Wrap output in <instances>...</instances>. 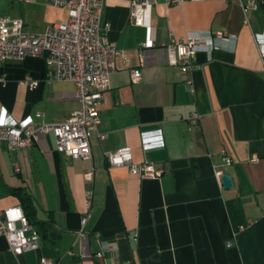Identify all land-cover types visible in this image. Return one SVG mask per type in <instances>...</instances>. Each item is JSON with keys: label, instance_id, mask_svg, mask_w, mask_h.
<instances>
[{"label": "crops", "instance_id": "obj_1", "mask_svg": "<svg viewBox=\"0 0 264 264\" xmlns=\"http://www.w3.org/2000/svg\"><path fill=\"white\" fill-rule=\"evenodd\" d=\"M130 1H104L106 36L121 53L103 94L101 122L90 137L91 158L57 152L51 134L30 148L0 144V209L22 207L21 197L30 196L41 237L37 250L14 255L0 236V264H40L41 257L99 264L77 256L76 231L89 186L84 175L90 170L86 244L95 251L98 241L115 242L117 251L105 256L108 264H264V59L254 39L264 33L262 8H244L245 0H157L148 31L131 23ZM0 7L3 15L21 18L29 32L66 17L65 9L43 0H0ZM188 33L226 38L211 54L196 53L193 94L163 47L170 36ZM148 38L152 46L141 49L140 65L139 45ZM134 68L141 72L137 82L130 76ZM45 70L38 57L4 62L0 111L14 121L28 115L36 122L67 119L78 105L74 85L47 83ZM26 76L38 81L36 88L20 83ZM36 111L44 113L42 119ZM143 134L151 147L143 146ZM125 146L133 162H152L163 169L161 176L140 179L126 166L110 167L107 153ZM221 149L232 158L223 168L229 188L213 176ZM70 248L74 255L67 253Z\"/></svg>", "mask_w": 264, "mask_h": 264}, {"label": "built area", "instance_id": "obj_2", "mask_svg": "<svg viewBox=\"0 0 264 264\" xmlns=\"http://www.w3.org/2000/svg\"><path fill=\"white\" fill-rule=\"evenodd\" d=\"M43 1L54 7L65 9L66 17L37 32L25 30L21 18L3 15L0 11V66L7 61H23L28 57L41 58L46 65V82H71L74 85L78 105L67 119L60 122H44L43 120L36 122L29 115L14 121L7 116L6 110L2 109L0 111V144H4L9 150L30 148L39 141L41 135L51 134L54 137L57 152L71 159H90V137L101 122L100 106L103 94L110 89V75L116 68L115 58L121 50L106 36L109 24L102 23L105 0ZM156 1L131 0L129 16L131 23L151 31L147 17ZM165 1L168 4H181L184 0ZM242 5L251 10L262 8L264 18V0H245ZM244 23H248L246 18ZM224 39L226 38L220 33H207L205 36L188 33L179 39L170 36L168 42L163 45L168 63L177 66L189 94L195 92L192 72L196 67V53L205 50L211 54L221 47V41ZM254 39L264 59V33H255ZM139 46V64L143 65L144 57L141 49L152 46V39L148 38ZM130 76L134 82L139 81L140 69H131ZM20 83L30 89L38 85L36 79L28 76L21 79ZM6 84L5 76L0 74V87H5ZM34 116L42 119L44 113L36 111ZM197 118L196 113L191 115L192 122H195ZM105 136L100 135V138L104 139ZM142 143L145 148L151 147L144 134ZM158 145L161 146L162 141H159ZM253 159L255 160V157ZM220 160V164L213 165L212 170L213 176L221 186L223 168L232 163V158L225 149H221ZM107 162L110 167H128L129 172L140 179H156L163 173V169L152 162H133L131 149L128 146L107 153ZM84 178L89 186L85 191V211L76 231L77 239L80 241L77 256L80 259H96L99 264H108L105 256L107 253L117 251L115 242L98 241V249L95 251H90L86 244L87 225L91 217L93 198V171L86 172ZM0 236L5 238L8 250L14 255L37 250L41 242L39 232L30 224L20 205L0 209ZM67 253L74 255L71 248L67 250ZM40 264L59 263L41 257Z\"/></svg>", "mask_w": 264, "mask_h": 264}, {"label": "trees", "instance_id": "obj_3", "mask_svg": "<svg viewBox=\"0 0 264 264\" xmlns=\"http://www.w3.org/2000/svg\"><path fill=\"white\" fill-rule=\"evenodd\" d=\"M21 203H22V208L24 210V213L26 214L30 224L37 229V231L40 233V228L37 225V221H35L33 217V211H34V206L33 202L30 196L26 197H21Z\"/></svg>", "mask_w": 264, "mask_h": 264}, {"label": "water", "instance_id": "obj_4", "mask_svg": "<svg viewBox=\"0 0 264 264\" xmlns=\"http://www.w3.org/2000/svg\"><path fill=\"white\" fill-rule=\"evenodd\" d=\"M222 185L225 188H229L231 186V178L228 174H223L221 177Z\"/></svg>", "mask_w": 264, "mask_h": 264}, {"label": "rangeland", "instance_id": "obj_5", "mask_svg": "<svg viewBox=\"0 0 264 264\" xmlns=\"http://www.w3.org/2000/svg\"><path fill=\"white\" fill-rule=\"evenodd\" d=\"M59 9H62V8H59ZM2 9H1V7H0V11H1Z\"/></svg>", "mask_w": 264, "mask_h": 264}]
</instances>
